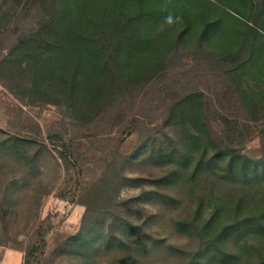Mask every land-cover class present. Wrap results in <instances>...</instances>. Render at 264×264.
<instances>
[{
	"label": "rangeland",
	"instance_id": "obj_1",
	"mask_svg": "<svg viewBox=\"0 0 264 264\" xmlns=\"http://www.w3.org/2000/svg\"><path fill=\"white\" fill-rule=\"evenodd\" d=\"M38 20L20 11L10 21L0 35V62ZM186 56L175 62L182 74L176 96L192 88L194 66L200 63L212 74L209 86L220 104L222 66L205 54ZM221 104L237 112L234 99ZM160 116L151 102L141 111L125 103L94 126L77 129L59 108L29 106L0 78V141L11 145L20 138L31 145L18 155L0 151V264H25L30 249L35 250L32 264H264V234L248 231L225 237L221 254L212 249L193 259L227 227L264 218V177L226 176L224 165L211 162L213 151L205 142L189 140L188 151L181 131L165 127ZM253 127L243 153L259 160L264 145L259 125ZM214 129L220 132L217 124ZM49 131L65 133L68 143L77 138L66 161L48 139ZM160 148L165 157L150 158ZM122 220L145 233L124 231ZM113 223L125 246L107 243ZM81 232L84 238L75 241Z\"/></svg>",
	"mask_w": 264,
	"mask_h": 264
},
{
	"label": "trees",
	"instance_id": "obj_2",
	"mask_svg": "<svg viewBox=\"0 0 264 264\" xmlns=\"http://www.w3.org/2000/svg\"><path fill=\"white\" fill-rule=\"evenodd\" d=\"M20 11L26 18L36 14L37 28L9 48L0 78L26 104L57 107L65 122L85 129L125 103L141 111L151 102L161 109L165 127L181 131L188 151L189 140L205 142L213 151L211 162L224 165L226 176L264 177V156L255 160L243 153L253 140V125H259L264 145V0H3L0 35ZM200 53L224 69L220 104L209 86L212 74L200 63L194 66L192 88L179 97L174 93L182 76L177 56ZM230 98L235 114L221 104ZM48 139L66 161L77 138L68 143L65 133L49 131ZM30 146L20 138L11 145L0 141V151L13 155ZM153 151L150 158L166 155L162 148ZM240 222L195 251L193 259L212 249L221 254L227 236L264 234V218ZM120 227L145 233L126 220ZM116 229L115 223L109 226L107 243L125 246ZM34 256L35 250H28L25 264H32Z\"/></svg>",
	"mask_w": 264,
	"mask_h": 264
}]
</instances>
